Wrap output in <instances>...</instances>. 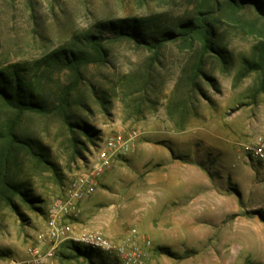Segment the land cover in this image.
I'll return each mask as SVG.
<instances>
[{
	"label": "rangeland",
	"instance_id": "rangeland-1",
	"mask_svg": "<svg viewBox=\"0 0 264 264\" xmlns=\"http://www.w3.org/2000/svg\"><path fill=\"white\" fill-rule=\"evenodd\" d=\"M195 3L0 0V72L13 83L19 76L25 91L52 109L47 115L25 114L16 129L20 138L37 141L46 159L22 147L14 151L9 177L33 202L18 194L0 195V264H26L31 246L50 250L37 235L52 201L63 196L73 176L88 170L99 143L112 134L128 148L84 200L73 222L77 230H100L117 242L136 230L152 243L145 248L146 264H264L263 249L252 240L249 246L240 240L181 243L175 226L165 225L162 217V211L177 210L189 197L183 179H166L168 166L181 162L199 167L212 184L248 207L251 226L263 221L264 170L246 149L264 136V62L255 67L264 43V17L252 6L223 14L216 41L228 49L231 62L225 65L207 53L197 77L200 43L189 47L182 40L168 41L157 48L104 31L105 61L81 67L67 116L58 111L63 90L76 78L63 57L93 55L86 38L100 33L98 22L150 13L159 24L171 25L189 15ZM15 117L0 99V156ZM73 243L59 244L52 259L57 264H118L99 250L88 258L76 255ZM211 245L218 247L217 254L209 251Z\"/></svg>",
	"mask_w": 264,
	"mask_h": 264
},
{
	"label": "trees",
	"instance_id": "trees-1",
	"mask_svg": "<svg viewBox=\"0 0 264 264\" xmlns=\"http://www.w3.org/2000/svg\"><path fill=\"white\" fill-rule=\"evenodd\" d=\"M247 6H252L260 18L264 17V0H196L191 13L181 17L171 25L159 24L158 19L150 13L142 16H129L98 22L96 29L100 33H90L86 38L87 43L95 53L91 56L65 54L63 57L66 64L73 69L76 78L72 84L63 90L58 107L59 113L63 114L64 117L67 116L71 90L78 85L77 83L82 78L81 67L86 63H102L105 61L108 55L106 49L108 37L104 35V31H109L121 39H133L140 45L157 48L168 41L182 40L189 47L200 43L201 53L194 70V77H197L202 73L203 61L207 53H215L225 65L231 62L232 58L228 49L220 46L216 41L218 24L224 13L238 12ZM262 62H264V43L260 47V60L255 64V67H261ZM6 78L5 74L0 72V99L6 106L16 112V117L8 127L4 152L0 156V195L6 196L7 193L18 194L25 201L30 202L32 200L33 202V199L29 198L30 194L10 179V161L15 149L18 147H22L29 154L42 159V161L46 159V155L39 151L40 144L37 141L20 138L16 129L25 114L37 113L47 115L52 112V109L35 100L31 93L25 91L19 76H17L14 83ZM81 127L87 136L91 137L89 127L87 125ZM92 140L95 139L92 138ZM260 216L264 221V215L260 214ZM71 248L75 251L76 255L87 258L94 251H98L87 247L83 248L76 243L71 244Z\"/></svg>",
	"mask_w": 264,
	"mask_h": 264
},
{
	"label": "built area",
	"instance_id": "built-area-1",
	"mask_svg": "<svg viewBox=\"0 0 264 264\" xmlns=\"http://www.w3.org/2000/svg\"><path fill=\"white\" fill-rule=\"evenodd\" d=\"M127 148V142L116 134L99 143L88 170L73 176L65 185L63 196L53 200L48 209L47 223L37 235V240L40 245L49 244L50 250L43 252L40 247L31 246L26 264H57L52 259L53 251L59 244L68 241L113 256L118 264H146L145 248L151 247L152 243L148 239H140L136 230L117 242L100 230H77L73 223L81 216L84 200L95 192L103 177L112 170L117 154ZM246 149L264 170V136H258Z\"/></svg>",
	"mask_w": 264,
	"mask_h": 264
},
{
	"label": "crops",
	"instance_id": "crops-1",
	"mask_svg": "<svg viewBox=\"0 0 264 264\" xmlns=\"http://www.w3.org/2000/svg\"><path fill=\"white\" fill-rule=\"evenodd\" d=\"M166 179L172 182L183 179L185 191L189 193L187 201L177 210L162 211L165 225L175 226L173 230L177 232L178 241L191 244L215 240L217 244H226L227 241L240 240L249 246L252 240L260 244L264 252V222L258 220L251 226L246 213L248 207H244L233 194L222 192L215 182L212 184L211 178L199 167L173 162L168 166ZM206 184L211 187L203 189ZM217 248L213 249L211 245L209 251L217 254Z\"/></svg>",
	"mask_w": 264,
	"mask_h": 264
}]
</instances>
